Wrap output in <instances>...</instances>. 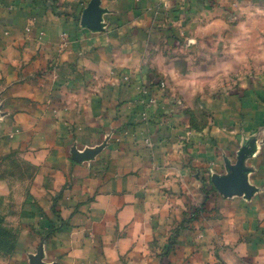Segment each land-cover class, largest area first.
<instances>
[{"label":"crops","instance_id":"obj_1","mask_svg":"<svg viewBox=\"0 0 264 264\" xmlns=\"http://www.w3.org/2000/svg\"><path fill=\"white\" fill-rule=\"evenodd\" d=\"M0 264H264V0H0Z\"/></svg>","mask_w":264,"mask_h":264},{"label":"built area","instance_id":"obj_2","mask_svg":"<svg viewBox=\"0 0 264 264\" xmlns=\"http://www.w3.org/2000/svg\"><path fill=\"white\" fill-rule=\"evenodd\" d=\"M159 87H160L161 89L165 88V83H164V82H160ZM151 103H153V99L151 100ZM192 216H193V215H192Z\"/></svg>","mask_w":264,"mask_h":264},{"label":"trees","instance_id":"obj_3","mask_svg":"<svg viewBox=\"0 0 264 264\" xmlns=\"http://www.w3.org/2000/svg\"><path fill=\"white\" fill-rule=\"evenodd\" d=\"M196 214H197V211H195V212L193 213L194 218L196 217ZM192 219H193V218H192Z\"/></svg>","mask_w":264,"mask_h":264},{"label":"rangeland","instance_id":"obj_4","mask_svg":"<svg viewBox=\"0 0 264 264\" xmlns=\"http://www.w3.org/2000/svg\"><path fill=\"white\" fill-rule=\"evenodd\" d=\"M14 253H15V251H14Z\"/></svg>","mask_w":264,"mask_h":264}]
</instances>
